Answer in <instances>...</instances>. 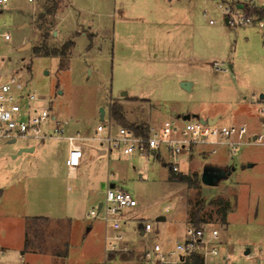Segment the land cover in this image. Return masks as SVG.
I'll use <instances>...</instances> for the list:
<instances>
[{
  "label": "rangeland",
  "instance_id": "374dc122",
  "mask_svg": "<svg viewBox=\"0 0 264 264\" xmlns=\"http://www.w3.org/2000/svg\"><path fill=\"white\" fill-rule=\"evenodd\" d=\"M52 1L11 0L0 14L3 31L12 35L8 42L0 37V58L7 60V70H18L30 80L36 95L48 99L56 117L53 125L63 127L65 136L79 133L90 138L81 143L91 145L92 154L82 159L75 173L66 166L65 138L45 140L43 150L40 147L32 156L34 164L53 162L50 178L36 182L45 189L49 186L50 205L43 215L56 221L23 223L38 252L26 251L17 264H144L138 255L151 240L157 237L173 247L185 239L190 210L198 202L205 203V216L213 211L210 223L220 230L219 264H260L264 144L243 145L235 154L220 148L216 154L163 152L161 157H148L109 151L94 137L101 108L108 121L114 101L123 105L129 125L181 121L178 115L198 111L219 114V125L246 123L251 133L264 132L260 126L264 102L259 101L264 94V30L258 25L230 26L211 4L205 14L208 4L203 0H57L58 13L47 15L55 21L48 31L40 27L39 18ZM210 18L217 22L210 24ZM70 41L75 46L63 68L57 57L33 53L35 47L61 49ZM215 62L222 70L213 67ZM183 81L195 82L194 89L185 90ZM0 143L10 148L27 141ZM99 149L106 152L99 154ZM177 162L178 173L197 178L198 186L176 178L179 174L171 171V164ZM230 167L235 170L219 183L202 184L205 171L218 175ZM53 169L59 170L57 178ZM104 182L116 184L138 201L137 208L126 211L125 243L110 253L105 236L114 231L88 215L104 199ZM217 199L231 203L227 224L214 212ZM23 209L19 201L0 203L4 214L0 235L12 244L21 235ZM145 221L152 222L157 235H142ZM33 225L38 227L36 236Z\"/></svg>",
  "mask_w": 264,
  "mask_h": 264
},
{
  "label": "built area",
  "instance_id": "2783aa9c",
  "mask_svg": "<svg viewBox=\"0 0 264 264\" xmlns=\"http://www.w3.org/2000/svg\"><path fill=\"white\" fill-rule=\"evenodd\" d=\"M34 2V0H28ZM204 13L208 14L211 4L230 26H255L264 30V19L259 18L254 10L264 9V0H204ZM11 0H0V14L8 10ZM210 24L217 21L209 19ZM0 37L6 42L12 35L3 31L0 25ZM5 57L0 58V139L5 141L29 140L45 142L51 138H65L69 143V152L66 165L71 172L77 171L82 163L83 145L85 140L79 133L66 135L61 126H54L56 117L51 111L48 99L36 95L31 90L30 80L26 79L18 70H7ZM213 67L222 70L215 62ZM223 71H229L225 68ZM262 114L260 126L264 128V104L260 107ZM117 124L111 114L109 120L100 121L94 139L107 145L109 151H119L122 155L140 154L143 156L161 157L163 152L173 156L189 155L194 152L216 154L220 148H226L230 154L237 153L241 146L246 144H264V132L251 133L246 123L240 125L206 124L199 119L190 120L172 119L152 126L137 124L141 131L133 127ZM138 129V130H139ZM105 149V150H106ZM104 150V151H105ZM174 172L180 171L179 162L172 163ZM101 206L91 209L90 217L102 219L109 224L114 234L105 236L108 252L121 249L125 243L122 233L123 224L129 219L126 211L137 208L138 201L128 191L117 187L107 186ZM142 235L158 234L150 221H145L141 228ZM183 241L173 247L164 245L156 238L143 246L140 256L144 264H186L193 254H199L203 264H219L220 230L216 224L207 223L200 227L190 224ZM126 245V244H125ZM128 246V245H126ZM124 251L130 248L124 247ZM6 250L0 245V259ZM264 264V255L259 262Z\"/></svg>",
  "mask_w": 264,
  "mask_h": 264
},
{
  "label": "crops",
  "instance_id": "0c3cea01",
  "mask_svg": "<svg viewBox=\"0 0 264 264\" xmlns=\"http://www.w3.org/2000/svg\"><path fill=\"white\" fill-rule=\"evenodd\" d=\"M204 3L206 4L205 1ZM183 82H181V84ZM194 87H195V82H190L189 90L187 91H191L192 89H194ZM262 95L263 97H261L259 101L264 102V94ZM187 113L191 114V112H187ZM195 113L198 114L200 117H203L204 119L220 117V115L217 113L216 114L208 113L205 115L200 114V112L198 111H195ZM252 129L256 130L254 128ZM84 138L85 140L90 139L89 137H84ZM26 141L27 143H25V145L21 144L20 146H14L10 148L5 147L7 145L0 143V203L6 202L7 200L8 201L13 200V201H19L22 204H24V209L20 213L21 214L20 220H22V229L18 242L12 244L11 242L7 241L5 237L0 235V245L6 250V255H4L5 256L4 260L3 258L0 259V264H17L20 262L21 259H23L24 255L26 254V251H30V252L32 251L34 253L38 252L31 249H25V244H26L25 242L26 239L29 237V230H28V225L23 226V223L25 224L30 223V220L34 217L47 218L48 221L46 223H50L51 221H56V219L43 215L46 213L45 208L46 207L49 208L50 205L49 191H47L49 190V186L47 185L48 187L45 189V185L43 183H40V187H39L38 183L36 182L37 179H40V177H42V180H44L45 177L46 179L50 178L51 173L49 172H50V167H53L52 166L53 162L48 160L46 163L42 161V165H40L39 163L34 164L31 158H33L32 156L40 149V147L41 150H43L44 142H34L29 140ZM7 144L9 145L11 143H8L7 141ZM82 145L84 147L83 158H86L88 155L92 154L91 145H87V144H82ZM23 148H33V151L22 152L19 154V151ZM38 152L40 153V151ZM98 152L99 154H104L103 149H99ZM200 154L203 155L204 153H200ZM79 169L77 171H79ZM53 171L55 172L53 173L54 174L53 178H57L58 176L57 173L59 170L57 171L56 169H53ZM107 186L117 187L116 184L114 183H110L106 185L104 182L102 185L104 191ZM100 203L101 202H99L98 204ZM2 213L3 212L0 211V219L4 217L3 216L4 214ZM22 231H24V233H22ZM37 232L38 231L34 230V236H36Z\"/></svg>",
  "mask_w": 264,
  "mask_h": 264
},
{
  "label": "trees",
  "instance_id": "16d2710c",
  "mask_svg": "<svg viewBox=\"0 0 264 264\" xmlns=\"http://www.w3.org/2000/svg\"><path fill=\"white\" fill-rule=\"evenodd\" d=\"M60 7H59V3L57 2V0H53L52 3L48 6L45 7V13L40 15L39 20L42 22V24L40 25V27H46V29L49 31L51 30V27H53L55 21L54 19H47V15L48 16H52L55 17L56 14L58 13ZM254 13L257 14L259 16V18L264 19V9H255ZM75 46V42L74 41H70L68 43H65L61 49L60 48H55V49H47L44 46H39V47H35L33 49V53L36 56H47V57H57L60 61L59 65L60 68H63L66 66L67 61H68V56H69V52L72 50V48ZM125 98V97H124ZM125 99H129V98H125ZM137 100V99H134ZM111 116L114 119V121L121 126H126V127H133L135 128L137 131H141L137 126V124H133V125H129L128 121L126 119L125 114H124V107L121 103H117V102H113L111 105V110H110ZM142 126L145 127V125L141 124ZM139 129V130H138ZM227 170H231L232 167L230 168H226ZM171 171L173 173H177L174 172L171 168ZM179 175L176 176V178L178 180H181L183 182H185L186 184H188L189 186H198L199 180L197 178L193 179L192 176L190 175H186V174H182V173H178ZM195 180V181H194ZM197 180V181H196ZM202 181V180H201ZM203 184V183H202ZM215 204L217 205V207L215 208L214 212L216 213V215L218 216V218L220 219L222 224H227V219H228V214L231 210V203L230 201H226L223 199H217V201H215ZM205 209V203L202 202H198V205L196 207H193L190 210V224H193L197 227H200L204 224L210 223V219L213 216V211H210L206 214H208V217L205 216V213L203 214ZM47 222L48 219L47 218H39V217H34L30 220V223H38V222ZM34 230L38 231V227L34 226ZM25 249H31L34 251H37V249L34 247L33 240L31 238H27L26 242H25ZM41 251V250H40ZM186 264H203V260L201 258V256L199 254H193L191 255L187 261Z\"/></svg>",
  "mask_w": 264,
  "mask_h": 264
},
{
  "label": "water",
  "instance_id": "95a60500",
  "mask_svg": "<svg viewBox=\"0 0 264 264\" xmlns=\"http://www.w3.org/2000/svg\"><path fill=\"white\" fill-rule=\"evenodd\" d=\"M226 23H227V19H226ZM182 87L186 90H189V86H190V83L189 82H183L182 84ZM128 93H124L123 95L124 96H127ZM261 97H263V95H261ZM100 120L102 121L104 119V116L105 115V109L104 108H101V114H100ZM178 118H182L183 120H190L192 118H196V119H199L200 121L206 123V124H214L216 122H218V117H214V118H203V117H200L198 114H190V113H187V114H184V115H178ZM16 141H10L9 143H15ZM30 151H33V148H23L19 151V154L22 153V152H30ZM105 153V151H104ZM252 166L251 164L249 165V167ZM225 171H222L220 172V174L218 175H215L213 173H210L208 171H205L203 174H202V183L204 185H207V186H210L212 185L214 182H220L221 180L225 179L227 176L231 175L232 172L235 170V168H232L231 170H227L226 168L224 169ZM111 187H114V186H111ZM102 203L99 204V207L101 206ZM142 227V226H141ZM250 251L249 249L245 252V254H249Z\"/></svg>",
  "mask_w": 264,
  "mask_h": 264
}]
</instances>
